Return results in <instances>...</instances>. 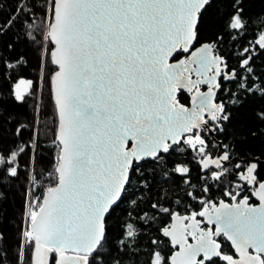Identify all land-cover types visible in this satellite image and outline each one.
<instances>
[{
    "label": "snow or ice",
    "instance_id": "1",
    "mask_svg": "<svg viewBox=\"0 0 264 264\" xmlns=\"http://www.w3.org/2000/svg\"><path fill=\"white\" fill-rule=\"evenodd\" d=\"M0 264H264V0H0Z\"/></svg>",
    "mask_w": 264,
    "mask_h": 264
},
{
    "label": "trees",
    "instance_id": "2",
    "mask_svg": "<svg viewBox=\"0 0 264 264\" xmlns=\"http://www.w3.org/2000/svg\"><path fill=\"white\" fill-rule=\"evenodd\" d=\"M34 65H35V62H33V67H34ZM33 78H35V77H33ZM42 87H43V90H44V96H45V98H47L50 85L45 83V84L42 85ZM42 119L45 122V124L48 125V128H50L51 127V117H50V115L46 114L44 117H42ZM46 130H48V129L47 128L46 129H42V132L46 131ZM50 141H51V133L50 132H49V135L47 137L42 135L41 143L44 146L42 148V151L44 152V155H45V160H44L45 164H47L48 158L51 157V155H52V153L54 151V149L50 148ZM21 191H23V190L21 189ZM216 196L218 198L219 197V193H217ZM18 207H19V204H17V208ZM198 209L199 208L197 206L196 210H198Z\"/></svg>",
    "mask_w": 264,
    "mask_h": 264
},
{
    "label": "flooded vegetation",
    "instance_id": "3",
    "mask_svg": "<svg viewBox=\"0 0 264 264\" xmlns=\"http://www.w3.org/2000/svg\"><path fill=\"white\" fill-rule=\"evenodd\" d=\"M187 98V94H185V99ZM253 203H256V201L255 200H253ZM199 210V209H198ZM197 210V211H198ZM190 242H192L191 240H190Z\"/></svg>",
    "mask_w": 264,
    "mask_h": 264
},
{
    "label": "water",
    "instance_id": "4",
    "mask_svg": "<svg viewBox=\"0 0 264 264\" xmlns=\"http://www.w3.org/2000/svg\"><path fill=\"white\" fill-rule=\"evenodd\" d=\"M192 243H194V241H192Z\"/></svg>",
    "mask_w": 264,
    "mask_h": 264
},
{
    "label": "built area",
    "instance_id": "5",
    "mask_svg": "<svg viewBox=\"0 0 264 264\" xmlns=\"http://www.w3.org/2000/svg\"><path fill=\"white\" fill-rule=\"evenodd\" d=\"M54 151H55V149H54ZM54 151H53V152H54Z\"/></svg>",
    "mask_w": 264,
    "mask_h": 264
}]
</instances>
